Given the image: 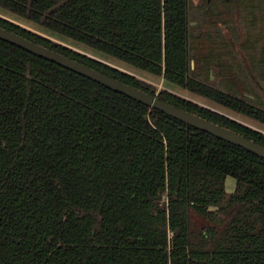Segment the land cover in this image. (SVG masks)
<instances>
[{"label":"trees","instance_id":"trees-1","mask_svg":"<svg viewBox=\"0 0 264 264\" xmlns=\"http://www.w3.org/2000/svg\"><path fill=\"white\" fill-rule=\"evenodd\" d=\"M244 2L0 0V27L264 146L111 61L264 126L209 33ZM0 264H264V158L0 39Z\"/></svg>","mask_w":264,"mask_h":264},{"label":"rangeland","instance_id":"rangeland-1","mask_svg":"<svg viewBox=\"0 0 264 264\" xmlns=\"http://www.w3.org/2000/svg\"><path fill=\"white\" fill-rule=\"evenodd\" d=\"M207 0H190V20L192 27L196 28L203 23L205 16L203 14V5ZM244 6L238 11H234V17H232L227 24H221L217 29L211 28L209 33L216 42V51H221L225 54L228 63L232 64L236 72L240 75L241 79L246 83L253 103L261 108H264V75L260 72L255 79L248 73L251 69V62L254 57L257 60L263 59L264 50V0H244ZM0 16L8 18V15L0 12ZM14 22L22 25L23 27L33 31L35 27L32 25L14 19ZM194 36L200 34V30H193ZM249 42V44L243 46L242 44ZM116 66L122 68V70L132 71L140 80L152 84L157 89V94L160 90L168 89L173 93H176L184 98H188L198 104L217 110L219 113L227 115L249 127L261 130L264 132V126L259 123L241 115H237L234 112L227 110L221 106L211 103L203 98L194 96L189 92L177 87L169 86L164 83L162 78L157 76H147L138 70H132L127 65L111 60ZM114 65V64H113ZM262 71V70H261ZM212 83L218 85V80L214 78L212 74ZM232 185V189L229 193L235 191L236 181L233 178H228L227 188Z\"/></svg>","mask_w":264,"mask_h":264},{"label":"water","instance_id":"water-1","mask_svg":"<svg viewBox=\"0 0 264 264\" xmlns=\"http://www.w3.org/2000/svg\"><path fill=\"white\" fill-rule=\"evenodd\" d=\"M0 39L13 44L23 50L53 62L65 69L77 73L89 80L105 86L117 93L123 94L133 100H136L152 109L161 111L166 115L177 119L178 121L203 130L221 140L234 144L245 150L252 152L259 157L264 158V146L257 144L253 140L244 137L226 127L215 124L196 114L177 108L169 103L160 100L157 96L148 94L140 89L124 84L108 75L102 74L88 66H85L75 60H72L56 51L36 44L17 34L7 31L0 27Z\"/></svg>","mask_w":264,"mask_h":264},{"label":"crops","instance_id":"crops-1","mask_svg":"<svg viewBox=\"0 0 264 264\" xmlns=\"http://www.w3.org/2000/svg\"><path fill=\"white\" fill-rule=\"evenodd\" d=\"M227 181H228V179H227ZM227 181H226V184H227ZM226 188H227V185H226ZM229 189H230V191H231V189H232V185H231V184H230V187L227 188V191H229Z\"/></svg>","mask_w":264,"mask_h":264}]
</instances>
